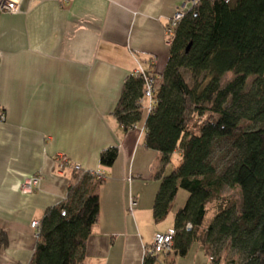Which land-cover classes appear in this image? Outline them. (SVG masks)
Masks as SVG:
<instances>
[{"label": "crops", "instance_id": "crops-1", "mask_svg": "<svg viewBox=\"0 0 264 264\" xmlns=\"http://www.w3.org/2000/svg\"><path fill=\"white\" fill-rule=\"evenodd\" d=\"M17 1L16 14L0 12V231L7 236L0 264L29 262L36 244L30 224L65 200L74 165L104 175L85 260L142 264L154 234L173 230L180 189L169 212L173 221L155 223L156 175H167V165L143 145V121L125 133L112 112L138 65L147 71L145 60L152 57L151 70L162 72L165 25L193 0H71L67 6L60 0ZM111 146L118 156L102 168L99 154ZM59 156L67 159L62 169ZM35 175L38 191L22 194L23 180ZM130 197L137 203L132 215ZM163 260L161 255L157 264Z\"/></svg>", "mask_w": 264, "mask_h": 264}, {"label": "trees", "instance_id": "trees-1", "mask_svg": "<svg viewBox=\"0 0 264 264\" xmlns=\"http://www.w3.org/2000/svg\"><path fill=\"white\" fill-rule=\"evenodd\" d=\"M145 63L154 79L152 109L143 111L144 77L132 72L112 115L125 133L143 121V145L159 153L162 167L179 154L170 173L156 175L155 223L166 219L179 189L187 192L163 264H174L193 244L210 264H220L223 254L225 264H264V0H197L173 29L162 72L151 70L152 57ZM117 156L116 146L105 148L99 165L110 168ZM103 181L97 172L73 170L65 200L37 221L27 264H90L86 243ZM6 246L0 231V249ZM160 256L145 254L142 264H157Z\"/></svg>", "mask_w": 264, "mask_h": 264}, {"label": "built area", "instance_id": "built-area-1", "mask_svg": "<svg viewBox=\"0 0 264 264\" xmlns=\"http://www.w3.org/2000/svg\"><path fill=\"white\" fill-rule=\"evenodd\" d=\"M71 0H60V3L63 6H67L70 3ZM197 0H193L190 3V6L194 5ZM189 6V7H190ZM189 7L181 6L178 8L170 20L167 22V25L165 26V41L167 45H169L171 37L173 35V29L178 24L185 12L189 9ZM18 11V1L17 0H0V12H6L9 14H16ZM137 76H143L144 77V89H143V96L140 100V104L142 106V109L144 112H149L152 109L153 100H152V94L154 92L155 86H154V79L150 74H147L143 68L138 65L137 69L133 72ZM58 168L62 169L65 164H67V159L59 156L58 159ZM73 170H81L78 166H73ZM98 177H103V173L100 171H97ZM40 187V177L39 176H31L23 180V182L20 185V192L24 195L26 194H32L36 191H38ZM137 206L136 200L133 197L129 198L128 206H127V213L129 215L133 214V211L135 210ZM62 215H64V212H62ZM30 227L34 230V236L37 238V228H38V222L32 221L30 224ZM186 228L189 229L190 225L187 224ZM174 235L173 230H168L164 233H156L154 234L152 238V242L150 247L145 250V254L150 255H164L167 252L170 251L171 245H172V237ZM210 263L212 262V258H209Z\"/></svg>", "mask_w": 264, "mask_h": 264}, {"label": "rangeland", "instance_id": "rangeland-1", "mask_svg": "<svg viewBox=\"0 0 264 264\" xmlns=\"http://www.w3.org/2000/svg\"><path fill=\"white\" fill-rule=\"evenodd\" d=\"M230 78H231V75H228L226 77V80L230 79ZM178 164H179V162L177 163V161L167 164V166H166L167 172L170 173L172 168ZM178 192H179V195L177 196V201H176L175 205L173 206L175 210L181 208L184 205L186 200L181 202V198H184V196L187 198V192L186 191L180 189ZM222 194L223 195H233V194L235 195V191L230 190V189H224ZM166 221H168L170 223L173 221V218L171 217V213L167 216ZM196 256H197V259H196L197 261L195 263H193V258H195ZM222 257L223 258L221 259L220 264H225L226 255L223 254ZM183 260H185V261H183ZM176 264H210V261H209V257L205 254V251L202 248L200 249L195 244H193L191 246L189 252H188L187 259L181 258L177 261Z\"/></svg>", "mask_w": 264, "mask_h": 264}]
</instances>
